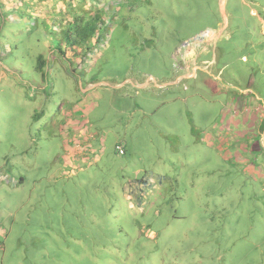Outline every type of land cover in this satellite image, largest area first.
I'll list each match as a JSON object with an SVG mask.
<instances>
[{"label": "rangeland", "instance_id": "obj_1", "mask_svg": "<svg viewBox=\"0 0 264 264\" xmlns=\"http://www.w3.org/2000/svg\"><path fill=\"white\" fill-rule=\"evenodd\" d=\"M10 2L0 20V264H264V0H102L105 45L76 72L46 61L44 77L37 34L49 38L53 14L30 13L26 36ZM240 100L261 108L244 120ZM70 102L77 134L56 130ZM233 130L246 139L229 151L217 138ZM86 139L90 163L66 171Z\"/></svg>", "mask_w": 264, "mask_h": 264}, {"label": "trees", "instance_id": "obj_2", "mask_svg": "<svg viewBox=\"0 0 264 264\" xmlns=\"http://www.w3.org/2000/svg\"><path fill=\"white\" fill-rule=\"evenodd\" d=\"M20 2H22V5L25 7L23 11L18 9L21 5ZM101 3L102 0H16V7H13L11 12L14 11L15 13H19V18L21 20L23 18L28 19V21L23 22V26L26 27V36L33 34L36 27L34 24L36 16L41 19L45 18L46 21H48V16L53 14L52 19L55 21L51 25L52 29L48 35L49 38H46L44 32L37 34V42L41 43L43 50L47 51V55L44 52H40L37 56V61L35 57V71L39 72L40 75L44 77V66L46 65V61H52L55 59V63H57L59 61H57L56 58H63L65 61L62 62L67 63L69 67H72V71L76 72L74 65L79 67L83 63L89 61L95 45H105L109 36L110 24L109 21L104 19V8ZM70 7L73 10L67 12V8ZM32 12L35 17L30 16V13ZM4 17L5 15L3 18ZM4 22H6V19ZM56 23H58V25H56ZM53 27L59 28V30L56 31L57 34H53L56 30L55 28L53 29ZM65 29L67 35L62 38L60 33H62ZM14 48H17V46L15 45L13 48L8 46L4 52L9 54L11 51H15ZM47 56L52 58L48 59ZM0 60H2L1 54ZM6 68H8L7 64L2 62L0 64V71H5ZM82 73L83 71L78 72V74ZM93 82L94 80L87 81L84 84L88 85ZM84 84H82V88L86 86ZM80 102H82V100ZM65 108L66 110L64 115L68 116V119L67 121H61V123L57 125L56 130H65V132L77 134L76 130L78 128L80 129V127H76V124L79 122L78 117L81 116V114L78 113L79 108L72 102H70V105L68 103V106ZM49 110H52V108ZM82 110L83 113H85V109L83 107ZM73 140L74 136L70 138L69 142L71 143ZM82 143H84V146L77 141V151L74 148L66 156V171L69 170V166L66 164H68L70 160L76 164H79V162L90 163V156L88 158H86V156H88L89 153H92L91 150L94 145H91V141L88 139ZM80 147L81 149H79ZM75 152L76 154H73ZM93 162H95V160ZM20 179L22 180L23 177Z\"/></svg>", "mask_w": 264, "mask_h": 264}, {"label": "crops", "instance_id": "obj_3", "mask_svg": "<svg viewBox=\"0 0 264 264\" xmlns=\"http://www.w3.org/2000/svg\"><path fill=\"white\" fill-rule=\"evenodd\" d=\"M10 0H0V10H3V13L0 14V20H1V16L4 14L6 15V13H8L10 10H9V5H10ZM4 7H6V9H4ZM11 9V8H10ZM1 23V21H0ZM209 34L211 35V38H215L216 36H218V33H216L215 31L211 32V31H208ZM142 84H144V86H141V87H147L148 84L147 83H144L143 81L141 82ZM253 96H255L254 98L257 99L259 98V96L257 94H254ZM250 98V97H249ZM251 100H254V99H251ZM241 103V104H240ZM240 107V108H239ZM261 107H254V106H246V104H244L242 102V100H240L239 104H238V107L235 111V113H242V115L244 116V120H248L249 118H251L248 114L245 115V113H247L248 111L250 110H257L259 111ZM247 111V112H245ZM245 124H249V123H245ZM239 127V126H238ZM232 132L234 133H225L227 134L226 137H218L217 140L219 141L220 143V146H223L225 148H227L229 151H231L232 149H238L235 147L234 144H232V141H242L244 139H246V136L244 135H240L238 134L235 130H233ZM256 140H257V143L258 145H256L257 147H259L262 151V153L264 154V128H261V131L260 133L256 136ZM252 145H251V141L250 140H246L244 141L243 143L240 144V148L241 150H245L244 152L246 153L248 151V148H251ZM263 182H264V175H263Z\"/></svg>", "mask_w": 264, "mask_h": 264}, {"label": "built area", "instance_id": "obj_4", "mask_svg": "<svg viewBox=\"0 0 264 264\" xmlns=\"http://www.w3.org/2000/svg\"><path fill=\"white\" fill-rule=\"evenodd\" d=\"M115 148H116V151L118 152V154H120V155H123V154H124V149H123V147L121 146L120 143H118V144L115 146Z\"/></svg>", "mask_w": 264, "mask_h": 264}]
</instances>
